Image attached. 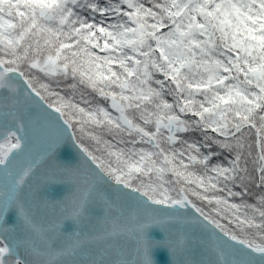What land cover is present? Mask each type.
<instances>
[{
	"label": "snow or ice",
	"instance_id": "obj_1",
	"mask_svg": "<svg viewBox=\"0 0 264 264\" xmlns=\"http://www.w3.org/2000/svg\"><path fill=\"white\" fill-rule=\"evenodd\" d=\"M0 264H264V0H0Z\"/></svg>",
	"mask_w": 264,
	"mask_h": 264
}]
</instances>
